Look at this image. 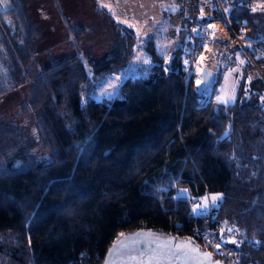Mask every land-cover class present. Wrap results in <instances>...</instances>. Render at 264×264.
Listing matches in <instances>:
<instances>
[{"label": "trees", "instance_id": "trees-1", "mask_svg": "<svg viewBox=\"0 0 264 264\" xmlns=\"http://www.w3.org/2000/svg\"><path fill=\"white\" fill-rule=\"evenodd\" d=\"M2 1L0 99L30 82L19 114L32 128L26 134L15 117H0L3 264H100L122 234L147 228L176 235L201 226L191 205L174 200L178 189L193 199L219 194L215 217L242 240L238 264H264V82L244 76L249 63L242 45L234 50L248 83L234 103L216 100L222 72L207 97L195 94V74L182 64L183 32L166 57L145 48L146 75L125 78L118 97L96 101L88 95L100 78L132 57L133 32L98 7L112 35L106 58L91 61L79 49L83 31L68 26L71 54L41 67L25 0ZM228 19L230 31L223 19L200 16L198 48L210 23H220L233 41L234 35L245 42L264 37L256 26L264 3L236 4Z\"/></svg>", "mask_w": 264, "mask_h": 264}, {"label": "rangeland", "instance_id": "rangeland-1", "mask_svg": "<svg viewBox=\"0 0 264 264\" xmlns=\"http://www.w3.org/2000/svg\"><path fill=\"white\" fill-rule=\"evenodd\" d=\"M255 2L256 8L264 3V0ZM5 6V1L0 2V10H3ZM98 7L104 9L117 24L125 29H130L136 42L133 47V55L127 63L116 73L101 77L98 85L90 92L88 96L96 101L118 97L119 86L125 78L146 75L151 60L145 52V48H150L149 50L155 55L162 52L166 57L176 45V41L169 40L170 34L175 33L176 30L175 0H56L55 6L49 0H25V9L30 23L37 30L35 63L45 67L51 61L71 54L66 34L68 26L71 29L83 31L79 46L82 53L88 54L94 63L105 59L110 53L112 35L111 29L104 26L102 19L96 14ZM214 25L216 24L213 23L208 27L206 25V37L202 47L199 48L198 61L217 42L216 35L220 33L218 41H221V44L225 46V50L215 71V80L222 72L224 81L217 89L216 100L230 104L236 102L245 80L241 71L243 59L240 57V53L234 50L237 42L233 44L234 41L223 26L217 24L216 28ZM256 26L259 31L264 30V19L256 21ZM211 28L216 30L212 36ZM0 54L3 55L1 46ZM198 61L190 72L195 74V85L199 82ZM1 77L4 78V71L0 61V87L2 85ZM245 83L247 84L248 81L245 80ZM29 89L30 82L0 99V117L5 120L15 117V124L26 134L32 128L27 118L19 114V106L27 102ZM210 90L211 88H207L203 92V96L207 97ZM33 153L36 158L42 157L38 148H35ZM213 198H216L215 202H213ZM220 198V195H211L204 204L210 203L214 207ZM198 205L197 202L196 208L190 207L197 210ZM197 212L199 211L197 210ZM0 264H3L1 258Z\"/></svg>", "mask_w": 264, "mask_h": 264}, {"label": "built area", "instance_id": "built-area-1", "mask_svg": "<svg viewBox=\"0 0 264 264\" xmlns=\"http://www.w3.org/2000/svg\"><path fill=\"white\" fill-rule=\"evenodd\" d=\"M256 0H177V11L175 14L176 30L169 36L170 41H176L177 32H183L188 42L187 48L182 55V64L185 73L191 72L194 64L198 61V42L195 30L198 27L197 19L200 16L221 18L224 20L227 29L230 31L228 14L231 8L236 4H249L255 7ZM213 23L207 24L212 25ZM220 24V23H215ZM221 25V24H220ZM222 26V25H221ZM242 45V51L247 59L249 66L245 70L244 76L251 79H260L264 82V46H258L264 43V37L259 41H244L234 35V42ZM254 45L252 50L247 49L245 44ZM174 200L181 203H187L196 208H191L190 216L200 221L201 226H192L182 231L180 234L173 235L189 240L198 250L206 251L219 260L222 264H238L241 256L245 255L239 248L240 237L233 232L227 225L216 219L214 207L210 204H204L210 195H204L201 198L193 199L186 189H178L174 193ZM196 203V205H193ZM196 206V207H195ZM196 211V213H193ZM147 229V228H141ZM150 230V229H148ZM171 234V232H166ZM248 264H253L250 261Z\"/></svg>", "mask_w": 264, "mask_h": 264}, {"label": "water", "instance_id": "water-1", "mask_svg": "<svg viewBox=\"0 0 264 264\" xmlns=\"http://www.w3.org/2000/svg\"><path fill=\"white\" fill-rule=\"evenodd\" d=\"M195 94L203 95L215 82V72L199 70ZM100 264H222L212 254L198 250L189 240L148 229L118 236L106 249Z\"/></svg>", "mask_w": 264, "mask_h": 264}, {"label": "bare ground", "instance_id": "bare-ground-1", "mask_svg": "<svg viewBox=\"0 0 264 264\" xmlns=\"http://www.w3.org/2000/svg\"><path fill=\"white\" fill-rule=\"evenodd\" d=\"M217 25V24H216ZM216 25H214L216 27ZM217 28V27H216ZM219 28V27H218ZM216 32L215 28H211L210 33L211 36ZM217 36V42H215L212 47L209 48L208 53L201 56L198 61V74L201 66H206L208 69L213 70L214 72L218 68L219 60L221 55L223 54L225 50V46L221 44V41H218V37L220 36V33H218ZM222 37V35H221Z\"/></svg>", "mask_w": 264, "mask_h": 264}, {"label": "crops", "instance_id": "crops-1", "mask_svg": "<svg viewBox=\"0 0 264 264\" xmlns=\"http://www.w3.org/2000/svg\"><path fill=\"white\" fill-rule=\"evenodd\" d=\"M177 11V0H175V12ZM176 14V13H175ZM170 53H168L167 55H169ZM219 194H214V196H217ZM213 196V195H212Z\"/></svg>", "mask_w": 264, "mask_h": 264}, {"label": "snow or ice", "instance_id": "snow-or-ice-1", "mask_svg": "<svg viewBox=\"0 0 264 264\" xmlns=\"http://www.w3.org/2000/svg\"><path fill=\"white\" fill-rule=\"evenodd\" d=\"M215 199H216V198H213V202H215Z\"/></svg>", "mask_w": 264, "mask_h": 264}]
</instances>
